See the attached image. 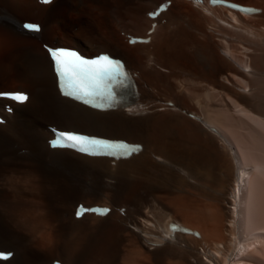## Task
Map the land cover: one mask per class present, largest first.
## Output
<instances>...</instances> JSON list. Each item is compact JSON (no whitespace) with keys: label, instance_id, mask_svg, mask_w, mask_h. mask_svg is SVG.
I'll return each instance as SVG.
<instances>
[{"label":"bare ground","instance_id":"6f19581e","mask_svg":"<svg viewBox=\"0 0 264 264\" xmlns=\"http://www.w3.org/2000/svg\"><path fill=\"white\" fill-rule=\"evenodd\" d=\"M163 1L0 0V264H264V0H232L257 14L171 0L151 41L130 44ZM44 44L124 59L137 100L99 111L62 96ZM10 91L29 93L13 113ZM53 126L143 149L116 162L51 149ZM79 202L112 210L76 218ZM171 221L200 235L170 237Z\"/></svg>","mask_w":264,"mask_h":264},{"label":"snow or ice","instance_id":"6c2138e0","mask_svg":"<svg viewBox=\"0 0 264 264\" xmlns=\"http://www.w3.org/2000/svg\"><path fill=\"white\" fill-rule=\"evenodd\" d=\"M45 3L50 0H44ZM217 0H213L216 3ZM243 12H254V9L242 8L239 5H231ZM165 6H161V10ZM159 12L149 13L156 16ZM23 27L32 32H39L40 27L35 24L26 23ZM135 43L136 41H131ZM53 70L58 79V85L63 95L100 108L109 105L116 99V89L123 87L129 77L124 65L107 54H100L94 58H85L74 50L47 49ZM12 99L18 101L27 100L23 94H13ZM53 147L71 146L79 148L80 151L92 155L130 156L137 150L138 146L129 145L124 142H111L75 133L61 132L56 140L52 142ZM108 209L89 208L80 206L76 215L83 216L85 212H95L98 215H106ZM177 230V226H172ZM10 254L0 252V260H7Z\"/></svg>","mask_w":264,"mask_h":264},{"label":"rangeland","instance_id":"374dc122","mask_svg":"<svg viewBox=\"0 0 264 264\" xmlns=\"http://www.w3.org/2000/svg\"><path fill=\"white\" fill-rule=\"evenodd\" d=\"M240 1H247V0H240ZM252 1H258V0H252ZM18 25V24H17ZM95 34H97V33H93V35L94 36H96ZM105 34V33H104ZM94 46V45H93ZM38 213H40V212H37L36 214H37V216H39V214Z\"/></svg>","mask_w":264,"mask_h":264}]
</instances>
